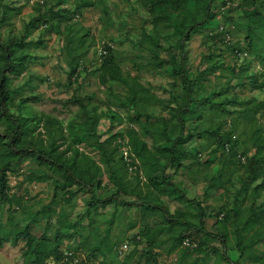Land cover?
<instances>
[{
  "label": "rangeland",
  "instance_id": "374dc122",
  "mask_svg": "<svg viewBox=\"0 0 264 264\" xmlns=\"http://www.w3.org/2000/svg\"><path fill=\"white\" fill-rule=\"evenodd\" d=\"M222 1H216L218 6L214 7L213 18L198 26L193 36L185 40L187 73L192 79L201 77L194 86L198 103H193L184 115L185 134L192 133L193 137L185 143L188 156L185 155L184 165L174 177L178 189H171V194L154 188L145 175L144 166L142 176L125 173L121 166L128 189L123 193L115 184L100 150L82 143L81 150L91 154L103 168V182L101 187H96V196L105 199L119 192L126 201L136 202L133 206L119 202L106 207L99 205L96 211L90 206L92 194L86 187H72L78 193L71 201L65 190L55 195V177L60 176V172L36 155L28 154L20 162H14L9 172L10 193L16 195L15 202L12 205L0 202V236L6 237L7 230L11 231L10 237L0 245V264H23L25 242L21 239L15 245L12 234L24 229L33 218L36 221L32 224V232L38 236L46 233L50 244H55L57 235L61 234L60 247L73 248L82 257L99 246L93 257L94 264H230L223 256V233L231 257L239 259L241 264H264V222L254 218L252 210L256 202L264 214V190L257 197L252 191L264 176L247 190L243 189L244 176L249 173L247 164L228 148L215 151L216 138L208 133L234 129L235 137L242 142L238 154L246 148L248 154H252L263 143L257 131L262 128L264 135V109L258 113L253 111V107L264 100V29L258 26L256 31V25H262L263 18L255 15L254 9L244 0H233L235 9L232 6L223 14L220 12ZM198 3L184 0V5L171 19L164 12L153 15L140 0H98L94 6H83V0H3L0 38L12 43L19 58L25 57V61L16 62V71L9 72L8 89L13 96L9 102L11 111L25 118H39L44 114L55 116L64 122V128L71 120L86 126L85 114L76 100L84 98L97 106L100 114L97 128L104 139L133 124L129 117L139 109L131 99L133 87L143 84L162 101L148 99L140 104V109L148 111L156 122L171 118L173 112L166 108L173 102L171 94H179L182 104L189 100L182 77L174 73L173 64H183L178 45L182 37L174 20L183 19L193 10L202 11L198 6L193 7ZM79 6L82 7L78 10ZM50 8H54L55 16L49 14L40 22L34 20L44 12L49 13ZM75 9L77 14H74ZM260 9L264 12V5ZM46 19L54 26L48 27ZM223 22L228 25L234 43L231 46L215 37ZM251 37L258 40L256 49L263 51L261 57L255 48L251 51ZM105 43L112 45L131 85L119 81H111L108 85L101 83L98 65ZM235 46L242 48L244 57L236 53ZM157 51L171 60L170 63L158 67L154 57ZM4 62L0 56V65ZM75 64H79L80 74L71 83L69 73ZM207 97L211 98L209 102L204 100ZM107 110L122 122L103 115ZM43 123L35 130L33 138L49 146L53 136ZM135 124L142 131L139 124ZM13 127V121L3 119L0 134L4 135ZM172 127H175L174 122L169 124V129ZM54 129L58 143L64 142L60 139V127ZM180 131L181 126H177L175 134ZM143 136L151 146L173 143L167 142L158 132ZM27 137H31V133ZM67 146L65 143L60 148ZM7 148L0 144V151ZM197 151L200 152L198 157L195 156ZM72 153L68 151V155ZM260 155L264 156V148ZM174 170L169 169L170 172ZM38 174H45V177L39 178ZM184 193L201 200L206 212L211 214L205 219L206 228L216 236L198 233L196 227L184 231L183 222L170 224L161 208L139 202L141 196L147 195L153 204L165 205L172 213L184 211L183 220L199 225L198 208L182 198ZM224 204L227 210L214 216ZM234 209L239 210L237 215ZM257 229L263 232L257 234ZM182 232L191 236V244L177 243L176 237ZM140 233L142 239L121 252L123 243ZM257 237L258 242L251 246L250 242ZM116 241H120L118 250L114 249ZM152 241L156 242V249L145 254ZM201 243L204 247L198 250ZM241 249H244L243 255ZM48 264L67 263H57L51 258Z\"/></svg>",
  "mask_w": 264,
  "mask_h": 264
},
{
  "label": "trees",
  "instance_id": "16d2710c",
  "mask_svg": "<svg viewBox=\"0 0 264 264\" xmlns=\"http://www.w3.org/2000/svg\"><path fill=\"white\" fill-rule=\"evenodd\" d=\"M83 6H94L97 4L98 0H83ZM144 5L150 10L153 15H157L158 12H164L169 18H175V11L179 9L183 4L184 0H140ZM193 2H199L198 5H193V7H199L202 11L193 10L190 14H185L183 19H175L174 24L176 30L181 33V40L179 41V47L181 49V54L183 55V64L174 63V73L177 76H181L183 84L187 89L188 103L182 104L179 101V94H171L173 102L166 105L167 109H170L173 112L171 118L162 119L161 121H154L153 116L146 110L140 109V104L145 103L148 99H155L157 101L162 99L151 92L143 84H138L134 86V92L131 96L134 105L139 108L129 117V122L133 123L128 125L127 128L123 130H118L107 138H102V135L98 132L97 121L100 117V114L97 113V106H92L87 103L84 98H76L80 105L81 111L85 114L84 120L87 122L86 126H83L82 123L77 120H71L66 128H64V122L48 114H44L39 118L30 116L25 118L23 115H17L11 111L9 102L13 98L8 89L9 84V72L16 71V62L21 63L25 61V57L19 58L15 54V50L11 42H3L0 38V48L2 52L0 56L5 59V62L0 65V121L6 119L8 121H13L14 127L12 129H7L4 135L0 134V144L8 146L5 151H0V202L7 201L11 205L15 202L16 195L11 194V186L9 183V172L14 162H20L26 155L34 154L36 155L43 163H46L50 168L55 169L60 172V176L55 177V195L59 190H65L68 193L67 199L71 201L77 193L78 190H73L72 187H86L90 190L92 194V201L90 206L98 210L99 205L101 207H106L111 203H122L124 205L133 206L136 202H128L124 199L123 195L119 192L114 193L111 197L100 199L96 196L95 189L96 187H101L103 179L101 177L103 168L96 159L89 154L88 152L81 150L80 144L86 143L88 146L100 150L102 154V159L106 162L109 168L112 171V177L115 184L119 186L120 190H123V193L127 192V186L124 174L121 173L119 167L124 168V172L128 171L134 173L137 176H142V170L144 166L145 175L149 178L150 184L159 190L164 192H171L172 190H177V182L174 181V177L179 173V169L184 165V160L186 159L185 155L188 156V152L184 150L185 143L193 137V134H185L186 127V118L185 114L188 112L189 108L193 103H198V100L194 97V86L198 84L200 75L198 78L192 79L186 70L185 59L187 58L186 49V39H190L195 33L198 26L205 25L208 23L209 19L213 18L215 15L214 7L217 9L216 1L217 0H192ZM201 2V3H200ZM233 0H223L220 12L226 14L228 10L232 9ZM3 3V0H0V9ZM244 3L250 5L254 9V13L257 16L263 18L262 25H256V31L258 26H262L264 29V12L261 11V5H264V0H244ZM82 6L78 7L81 8ZM234 6L233 9H235ZM1 13V10H0ZM49 14L52 16L56 15L54 8H50L49 13L44 12L39 17H36L35 21H42V19ZM74 14H77L75 9ZM52 19V18H51ZM47 26H54V23H49L48 19L45 20ZM225 27L222 29L221 26ZM256 33V32H255ZM230 34L228 30V25L223 22L218 26L217 36L222 42L227 46L233 45V41L230 38L227 40V35ZM249 46L251 51L253 48L259 47V42L257 39L251 37L249 39ZM264 41V38H262ZM236 53L244 57V51L240 46H235ZM257 55L262 56L263 51L257 50ZM156 59V64L158 67H162L167 63H170L171 60L162 57L160 52L154 54ZM26 65V64H25ZM79 64L72 66L71 72L69 73L70 82L77 79L80 74ZM100 71L99 77L103 85H108L111 81L127 82L129 85L131 83L127 80L124 70L120 63L117 60V56L113 50V47L110 43H105L103 45V51L100 55V62L98 65ZM202 75V74H201ZM262 88L264 89V80H262ZM205 101H210L211 98H204ZM220 106L223 107V103L220 102ZM248 109V108H247ZM264 109V100L258 102L254 107L253 111L255 113L260 112ZM103 115L110 116L111 119L122 122V120L117 119L114 115L110 113V110L103 112ZM121 118V116H119ZM45 119V120H43ZM44 121V126L46 129H51V134L53 136V141L49 146L39 143L34 140L35 130L38 128L39 124ZM174 122L175 127L169 129V124ZM129 123V124H130ZM138 123L142 128V131L136 127ZM58 126L61 129L60 139H63L64 142L58 143L55 136V127ZM177 126H181V131L179 134H175ZM65 129L67 133L65 132ZM262 128H259L257 135L259 140L263 139V143L260 144V148L252 153L248 154V148H246L242 153L238 154V147L242 143L240 139L235 137V130H225L222 133L212 131L210 136H214L216 139V148L218 150H226L227 148L233 152L235 155H240V160L243 164H247L249 173L244 176L243 189L247 190L257 179L261 176H264V156L260 155V150L264 148V135L261 132ZM154 132H158L163 139L167 142L173 141L172 145L160 146L158 143H154V146H151L148 140L143 136V134L154 135ZM31 133V137H27ZM175 135V136H173ZM128 137V139H126ZM68 138H72L71 141H67ZM68 143L67 148L61 149V145ZM72 150L73 153L68 155V151ZM127 151V154L125 153ZM195 156L198 157L200 152H195ZM245 156V160L243 159ZM117 159V160H116ZM174 168L173 172H170L169 169ZM50 175V174H49ZM52 176V175H50ZM39 178H44L45 174H38ZM34 177H31V179ZM264 190V179L259 184L255 185L252 188L255 196L261 195ZM173 192H171L172 194ZM13 195V196H12ZM182 198L189 203H192L197 206L198 213L197 216L200 219L199 225H194L193 223L183 220L185 217L184 211H179L178 213H172L165 205H155L151 202L148 196H141L139 202L144 205L151 204L152 207L161 208L164 212L169 223L172 224L175 221H181L185 224V230L187 231L192 227H196L198 233H204L207 235L216 234L207 230L205 225L206 217L210 216L206 212L205 206L201 200L196 197H189L187 194H183ZM238 199L236 198V201ZM253 202L252 210L255 211V217L259 222H264V214L261 213L259 208ZM227 210V206L224 204L221 208L214 214V216H220L221 213ZM235 215L238 214V209H234ZM98 213V212H97ZM229 218V214L226 216ZM36 221V218H33L29 221L24 229L17 231V233L12 234V241L15 245L19 244L21 239L24 240V249L23 264H48L49 260L53 258L55 262H64L67 264H94L93 257L98 253L99 246L93 248L92 251L86 256L82 257L79 255V252L73 248L63 249L60 247L61 243V234L57 235L56 243L50 244L48 242L47 234L42 233L41 235H36L32 232V224ZM257 234L263 232L259 229L256 230ZM6 237L0 236V245H2L10 237L11 231L7 230ZM261 234V233H260ZM139 235H133L131 238H128L127 241L130 243H135L140 241ZM219 236V234L217 235ZM223 256L226 261L230 264H241L239 259H233L230 254H228L227 247L228 241L226 235L223 233ZM258 236V235H257ZM220 237V236H219ZM189 239V244H191V236H186L184 232L176 237L177 243H185V240ZM254 239V237L252 238ZM258 237L256 240H252L250 245L258 242ZM125 242V243H126ZM150 248L145 249V254H151L154 249H156V242H150ZM124 244V243H123ZM120 241H116L114 244V249L118 250ZM203 244H199L198 250L202 249ZM241 255L244 254V249L240 250ZM158 255L160 253L158 252ZM76 259L78 261L76 262Z\"/></svg>",
  "mask_w": 264,
  "mask_h": 264
},
{
  "label": "built area",
  "instance_id": "2783aa9c",
  "mask_svg": "<svg viewBox=\"0 0 264 264\" xmlns=\"http://www.w3.org/2000/svg\"><path fill=\"white\" fill-rule=\"evenodd\" d=\"M224 27H225L224 25L221 26L222 29H223ZM226 38H227V40H229V39L231 38L230 34H228ZM125 153L127 154V151H126ZM243 159L245 160V156H243ZM139 239H141V236H139ZM130 244H131V243H130L129 241H127L126 243H124V244L121 246V248H120L121 252H123L124 248L129 247ZM185 244H189V239H186V240H185ZM77 261H78V259H76V262H77Z\"/></svg>",
  "mask_w": 264,
  "mask_h": 264
},
{
  "label": "crops",
  "instance_id": "0c3cea01",
  "mask_svg": "<svg viewBox=\"0 0 264 264\" xmlns=\"http://www.w3.org/2000/svg\"><path fill=\"white\" fill-rule=\"evenodd\" d=\"M232 258H233V256H232ZM234 259V258H233Z\"/></svg>",
  "mask_w": 264,
  "mask_h": 264
}]
</instances>
